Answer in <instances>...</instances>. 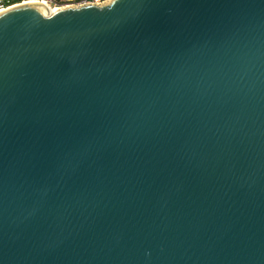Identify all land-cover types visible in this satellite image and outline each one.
I'll list each match as a JSON object with an SVG mask.
<instances>
[{
  "label": "water",
  "instance_id": "1",
  "mask_svg": "<svg viewBox=\"0 0 264 264\" xmlns=\"http://www.w3.org/2000/svg\"><path fill=\"white\" fill-rule=\"evenodd\" d=\"M0 12V264H264V0Z\"/></svg>",
  "mask_w": 264,
  "mask_h": 264
},
{
  "label": "built area",
  "instance_id": "2",
  "mask_svg": "<svg viewBox=\"0 0 264 264\" xmlns=\"http://www.w3.org/2000/svg\"><path fill=\"white\" fill-rule=\"evenodd\" d=\"M23 1L27 0H20L18 3H22ZM41 2H46L52 5L54 10L68 5H77V6H84V5H102L107 3L110 0H36ZM17 3L15 0H0V10H7L10 7L16 5Z\"/></svg>",
  "mask_w": 264,
  "mask_h": 264
},
{
  "label": "trees",
  "instance_id": "3",
  "mask_svg": "<svg viewBox=\"0 0 264 264\" xmlns=\"http://www.w3.org/2000/svg\"><path fill=\"white\" fill-rule=\"evenodd\" d=\"M16 3L20 2V0H15Z\"/></svg>",
  "mask_w": 264,
  "mask_h": 264
},
{
  "label": "bare ground",
  "instance_id": "4",
  "mask_svg": "<svg viewBox=\"0 0 264 264\" xmlns=\"http://www.w3.org/2000/svg\"><path fill=\"white\" fill-rule=\"evenodd\" d=\"M53 10H54V8H53ZM53 10H52V11H53ZM1 11H3V10H0V12H1Z\"/></svg>",
  "mask_w": 264,
  "mask_h": 264
}]
</instances>
